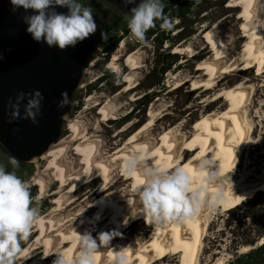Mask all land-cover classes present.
<instances>
[{"label":"bare ground","instance_id":"obj_1","mask_svg":"<svg viewBox=\"0 0 264 264\" xmlns=\"http://www.w3.org/2000/svg\"><path fill=\"white\" fill-rule=\"evenodd\" d=\"M231 1L232 8L242 9L239 18L243 22L241 27L246 32L247 38L242 51L244 55L241 57L246 65L240 71L249 72L254 66H257L258 75H262L264 73V45L262 44L264 37L262 30L254 26L257 0ZM216 28L217 26L214 25L207 29L209 30L210 41L216 43L214 48L217 49V52L213 51V58L201 63L200 68H204L201 71L205 73L200 75V72H198L192 79H187L182 83L176 80V86H173L174 88L171 91L169 90L174 92L192 81L197 85L193 91L199 89L198 93L200 94L208 93V91L216 92L215 98L210 100L203 108L201 115H205L202 122H198L193 130L190 129L192 133H196L189 138L190 131H186L187 124L190 122L188 117L193 116L195 113L193 111L192 113L188 112L182 121L170 126L168 132L161 136L158 143L155 144L148 136L143 141L142 134L150 132L157 120L167 118L170 115L168 112L170 106H164L161 111H158L156 104H154L148 112V117H150L151 111L153 117L149 118L150 120L148 119L142 127L131 134V130L137 125L134 122L123 126L114 135L115 146L112 149L113 152L111 151L113 153L111 156L99 155V148L94 136L89 137L88 134L82 133L79 125L70 124L69 129L76 134L74 139L72 141L60 140L40 158L41 160L51 161L50 167L45 170L46 173L44 172L45 175H42L36 181V184L42 185L41 195H45L48 188L46 176L49 171L53 172L51 174L55 177V180H58L57 177L61 179L58 189L54 192V195H56L54 204L57 207L50 213L37 217L32 226V228H36V236L17 255V260L20 261L19 264H28L33 259V253H29L30 251L41 250H44L46 258L55 256L54 251L57 250L62 252L69 261H72L79 249L80 235L85 232H90L91 235L94 234L95 230L91 227L90 221L95 220L96 227L104 226V229H106L104 234L111 233V230L117 229L119 225L126 229L116 233L115 241L110 242L108 245L100 244L98 246L95 254V264H119L118 260L126 264H173L172 262H175L178 258L177 264H199V255L202 251L211 211L219 208H222L223 211L233 210L257 192L264 191V176L261 182L256 185H246L249 179L243 176L239 179L238 176L239 161L244 147L249 150L248 145L251 143L252 145L256 144L253 142L254 128L250 122L249 115L251 113L247 105L251 93L247 82H240L233 87H227V84H223V80L219 79V74L223 75L224 70L235 72L237 68L234 63L232 64V61L231 64L226 62L227 42L217 37ZM207 30H204L203 34ZM123 47L124 43L113 51L112 59L107 66L108 69H114L115 73L120 70L118 62L121 60L119 55ZM188 52H191L190 47H175L173 51V53L182 55ZM136 54L137 52H131L124 60L131 72L141 68L140 60ZM224 64L225 67H223ZM133 78L131 74H126L124 82L127 84L124 86L125 89L122 91V95L129 94L130 91L134 90L132 86ZM174 79L177 78L174 77ZM222 85L225 88L219 90L218 88ZM203 86L206 89L201 91ZM224 98L226 101H223L224 103H230L227 109L208 111L210 107L215 105L214 103H218ZM100 114L106 119L114 118L113 108L108 104L102 105ZM182 114L180 112L179 115L172 117V120H177ZM184 131L185 133H183ZM130 134L134 135L126 141V137L129 138ZM183 138L187 140H182ZM189 142L190 144H188ZM72 144H76L75 149L78 152V157L82 159L78 164L79 169L66 161V156ZM194 148L199 151L195 156L193 155ZM133 156H139L141 163L148 166H150L149 162H152L150 161L151 158L157 157L158 159L152 166L167 171L181 165L193 177L195 182H202L203 180L198 175L195 166L203 159L211 160L213 166H217L219 169V185L210 188V191L213 193L222 192L223 199L219 204L213 201L214 206L211 210L202 212L192 222L177 223L173 221L163 226L156 225L151 217H144L142 213H137L135 193L144 185L145 180L139 173H128L126 162ZM189 156H191L190 160H188ZM218 169L213 167L212 170L217 171ZM88 177L90 179L88 184H90L85 186ZM114 178L117 181L114 182ZM121 181L123 185L128 183L129 186H122L121 189L113 190V186ZM99 182L101 185L97 190H88L89 186L96 185ZM196 186H198V183ZM193 190H195V187ZM67 195L73 198L65 204ZM77 208H80V211L71 214V217L68 218L57 219V214H54L59 212L58 215H62L68 209H70V212H74ZM91 214L93 215L91 216ZM82 218H87L85 226L81 224ZM147 220L148 222H146ZM133 223H147L151 228V233L149 235H147L149 231L144 233L142 239L128 238L126 231L129 227L131 228ZM88 227H91L90 231L87 229ZM117 242H119L117 245H113ZM262 244L264 245V238L260 240L258 246ZM112 245L113 249L109 247ZM250 249L244 247L242 252ZM157 257L159 259L156 262Z\"/></svg>","mask_w":264,"mask_h":264},{"label":"rangeland","instance_id":"obj_2","mask_svg":"<svg viewBox=\"0 0 264 264\" xmlns=\"http://www.w3.org/2000/svg\"><path fill=\"white\" fill-rule=\"evenodd\" d=\"M78 2L84 7L91 9L96 23L97 33L102 29H110L111 35L116 34L123 37L120 45L124 43V47L121 49L119 55L121 59L118 62L120 70L117 73L114 72V69H108L107 67L112 59L113 52L107 57V51L101 45L95 52L94 60L89 63L85 69L81 84L75 93L71 112L66 118L63 127L61 140L67 139L72 141L76 134L69 129V125L77 124L80 126L82 133L88 134L89 137L94 136V140L99 148V155L112 156V149L115 146L114 135L122 129L123 126L134 122H136L137 125L131 130V134L142 127L149 118L151 119L153 117V112L151 111L150 117H148V112H150L154 104H156V109L158 111H161L164 106H170L171 108L168 111L170 115L167 118H160L157 120L154 128L150 130V132L142 134L141 137H143V141H145L148 136L155 144L158 143L161 136H164L166 132H168L170 126L182 121L183 117L188 112L192 113L195 111L192 117H188L190 122L187 124L188 128L186 131L188 132L190 129L193 130L198 122H202L205 115H201L203 108L210 100L215 98L216 92L208 91V93L205 92L200 94L198 93L199 89L196 90L197 92L193 91L197 85L192 81L179 90L174 92L170 91L176 86L177 81L182 83L187 79H192L198 72H200V75L205 73L201 71V69H204L202 67L200 68L201 63L213 58L214 52H217V49L214 48L216 43L215 41H210L208 36L209 30L207 29L216 25L217 28L215 29V33L217 37L227 42L225 51L227 58L225 60L228 64H231L232 61V64L234 63L237 68L235 72L224 70L223 75L221 73L219 74V79L223 80V84H227V87H233L240 82H247V86H249L251 93L247 105L251 113L249 115L251 119L250 122L254 128L253 142L256 144L252 145L251 143L248 145L247 147L249 150L244 147L239 161L240 167L238 176L239 179H241L242 176L249 179L246 185H256L261 182L264 176V73L258 75L259 71L257 66H254L249 72L240 71V69L246 65L243 63V58L241 57L244 55L242 51L244 50L243 48L247 39L246 32L241 27L243 22H241L242 20L239 18L242 9L232 8L231 0H207L204 3H197L185 24L180 22L177 18H172L171 26H173V29L170 28V40L165 41L164 44L159 47L155 38L144 40V42L130 39L129 32L125 33V30L128 29V16L117 25L119 21H116V18L119 12L106 2L102 0H78ZM254 13V26L262 30L264 37V0H257ZM204 30L207 31L203 34ZM262 44L264 45V39L262 40ZM175 47H190L191 52L185 55L176 54L173 53ZM131 52H137L136 55L140 60L141 68L135 72H131L124 61L126 56ZM176 56H178V62L174 63V57ZM163 66L167 69L162 74L160 69H162ZM223 67H225V64ZM110 74L115 75V84L112 85L110 82L106 81L100 82V78L104 77V75L108 77ZM126 74H131L132 77H134L132 81L134 90L130 91L129 94L122 95L121 93L125 89L124 86L127 84L124 82ZM174 77L177 79H174ZM223 88L225 87L222 85L218 89L221 90ZM205 89L206 87L203 86L201 91ZM146 93L154 94L155 96L152 99H148L144 97ZM223 101L226 102L225 98L218 103H214L215 105L210 107L208 111L227 109L230 103H224ZM146 103L147 105L144 106ZM103 104H108L113 108L114 118L106 119L100 114ZM180 112L183 113L179 117L180 119L178 118L173 121L172 117L179 115ZM129 114H132L130 118L122 120ZM183 133H185V131ZM195 133L190 131L188 137L191 138ZM131 134L129 138H127L128 136L126 137V141L130 140L134 135ZM182 140L187 139L183 138ZM188 144H190V142ZM75 148L76 144L70 146L66 161L72 163L75 168L79 169L78 164L82 159H79L78 152ZM194 149L193 155L195 156L199 151H197L196 148ZM157 159V157L151 158L150 161L152 162H149L150 166L154 165ZM190 159L191 156L188 157V160ZM11 161L12 160L5 154L0 152V166L5 167L6 171L15 172L21 180L28 183L32 206L37 209V217L55 210L57 205L54 204V198L56 197L54 192L58 189L59 183H61L60 177H57L58 180H55V177L52 175L53 172L49 171V174L46 176L48 188L45 195H41L42 185L36 184L37 179L45 175V170L50 167L51 161L47 159L41 160L39 158L28 164L16 163V165H13ZM177 167H181V165ZM116 178H114V182L115 180L117 181ZM89 180L88 177L84 184L85 186L90 184H88ZM100 185L101 183L99 182L96 185L89 186L88 190H97ZM122 186L127 187L129 185L128 183L123 185L121 181L116 186H113V190L118 188L121 189L123 188ZM72 198V196L67 195L65 204L69 203ZM247 200L240 203V205L233 210L223 211L222 208H219L211 211L202 251L199 255V264H227L237 255H241L261 246H258L260 241L254 246L250 244V241L256 238V234L250 232L251 221L244 218L245 212L248 211L247 203H245ZM79 211L80 208H77L74 212H70V209H68L62 215H58L59 212L54 214H57V219H61L64 217H71V214H76ZM92 215L93 214H91V216ZM93 219L95 220V218ZM86 220L87 218H82L81 224L85 226L87 224ZM95 221H90V225H92L91 227L95 230L92 236H96L94 239H97L99 243L98 237L100 234H104L106 229H104V226L96 227ZM146 222H148V220ZM133 224L131 228L129 227L126 231V236H128V238L142 239L144 233L148 231L147 235L151 233V228L147 223ZM91 227L87 229L90 231ZM35 229L36 228H31L30 230V234L33 235L31 241H28L26 244L19 242L17 253L23 251V249L33 241L36 236ZM123 229V226L119 225L117 229L111 230V233L108 234L112 236L111 242L115 241L116 233L123 231ZM118 243L119 242L113 245H117ZM113 245L109 247L113 249ZM244 247L251 249L242 252ZM57 252V250L54 251L55 254ZM29 253H33V259L29 261L28 264H53V261L56 259L55 256L46 258L44 250L30 251ZM17 258L15 254L13 257V264L20 263ZM158 259L159 257H157L155 261L157 262ZM178 259L172 263L177 264ZM118 261L119 264H126L121 260Z\"/></svg>","mask_w":264,"mask_h":264},{"label":"clouds","instance_id":"obj_3","mask_svg":"<svg viewBox=\"0 0 264 264\" xmlns=\"http://www.w3.org/2000/svg\"><path fill=\"white\" fill-rule=\"evenodd\" d=\"M13 12L24 9L34 13L24 15L26 31L37 43L49 48L66 50L75 48L78 43L88 39L96 32V23L90 8L84 7L78 0H10ZM136 5V0H124V6ZM56 7L69 9L67 15L57 13ZM164 0H141L131 8L127 18L129 38L144 42L146 33L155 26L157 20H163L160 27L167 29L168 21L163 16ZM58 105L63 109L68 103V94H61ZM27 99L24 107V119L33 123L41 114V92L35 91L27 97L20 93L13 108L12 120L20 118V105ZM16 165V161H11ZM129 174L139 173L145 180L144 185L135 193L137 213L151 217L156 225L169 222L187 223L194 221L199 214L211 210L213 201L219 204L222 192L213 193L212 187L219 185V169L212 161L203 159L195 166L202 182H195L183 167L171 171L141 163L139 156L131 157L127 162ZM213 167L218 170L213 171ZM198 183V186H196ZM195 187V190H193ZM37 219V209L32 206L29 185L15 172L6 171L0 166V264H13L20 241L26 240ZM79 249L72 261L62 252L55 254L53 264H95L98 246L110 244L112 236L101 234L94 239L90 232L80 235Z\"/></svg>","mask_w":264,"mask_h":264},{"label":"water","instance_id":"obj_4","mask_svg":"<svg viewBox=\"0 0 264 264\" xmlns=\"http://www.w3.org/2000/svg\"><path fill=\"white\" fill-rule=\"evenodd\" d=\"M102 1L125 16L141 3L136 0V5L125 7L124 0ZM55 11L67 15L69 9L56 7ZM31 14L22 8L13 12L10 0H0V152L18 164L41 158L61 140L85 69L101 45L94 35L66 50L37 43L22 19ZM35 91L43 96L37 122L23 118L27 99L20 105V118L12 120L10 102L14 105L20 93L27 97ZM64 92L69 103L60 109Z\"/></svg>","mask_w":264,"mask_h":264},{"label":"trees","instance_id":"obj_5","mask_svg":"<svg viewBox=\"0 0 264 264\" xmlns=\"http://www.w3.org/2000/svg\"><path fill=\"white\" fill-rule=\"evenodd\" d=\"M207 0H164V12L163 16L168 21L169 27L167 29H162L160 27L163 20H157L155 22V26L150 29L145 36V40H149L151 38H155L159 47H161L165 41L170 40V33L173 26H171L172 18H177L183 24L186 23L187 18H189L193 12V9L196 7L197 3H204ZM118 16L116 21H119L117 25H119L122 20L126 17L121 13H117ZM116 26V25H115ZM110 29H102L99 33L95 32L93 35L100 41L101 46L105 48L108 55L117 49L120 43L123 40L122 36L119 35H111ZM129 30L126 29L125 33H128ZM178 62V56L174 57V63ZM166 67L163 66L160 69V72L163 74L166 71ZM104 75V77L100 78L101 81L110 82V84H115V75L110 74L108 77ZM154 94H145V98L152 99L154 98ZM147 103L144 105L146 106ZM132 114L127 115L130 118ZM245 203H247L248 211L245 212L244 218L249 219L251 233L256 234V238L250 241L251 245H255L260 241V239L264 236V191L257 192L253 197L249 198ZM249 205V206H248ZM246 207V206H245ZM33 235L29 234L26 240L20 241L26 244L28 241H31ZM19 253L16 252V255ZM227 264H264V245L252 249L246 253L241 255H237L233 260L229 261Z\"/></svg>","mask_w":264,"mask_h":264}]
</instances>
